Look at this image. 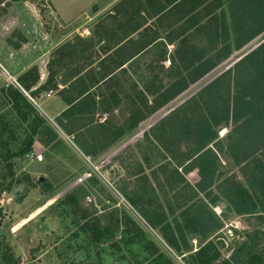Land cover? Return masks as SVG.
I'll return each mask as SVG.
<instances>
[{
    "label": "rangeland",
    "instance_id": "rangeland-1",
    "mask_svg": "<svg viewBox=\"0 0 264 264\" xmlns=\"http://www.w3.org/2000/svg\"><path fill=\"white\" fill-rule=\"evenodd\" d=\"M56 1L0 0V88L10 83L16 85L15 79L32 66L44 70L43 61L48 62L58 44L69 37L75 39L78 33L91 28L100 14L109 11L107 8L97 15L92 8H60L57 6L60 0ZM223 10L233 38L227 0H223ZM219 12L220 8L212 19H203L206 23L195 32H201L195 36L199 39L192 40L187 35L178 44L186 41L199 46L207 44L211 40L209 28L219 23L217 20L215 23L214 19ZM263 41L264 32L241 49L233 50L203 81L169 106L193 95ZM54 69L59 70L56 65ZM59 72H63L62 69ZM57 87L52 86L51 97L46 90L36 100L32 98V102L55 128L58 138L47 145L36 140L32 155L14 157L9 166L0 158V247L8 246V252L13 254L12 264H150L152 244H161L175 264H183L182 256V262L174 258L158 235L157 228L153 229L147 223L143 208L131 205L121 193L137 188L133 183L135 175L131 176V173L139 172L140 164L144 166L147 177L139 179L150 187L145 207L157 206L166 212L169 219L174 211L177 214L182 212L186 208L178 209L182 202L186 201L187 206L190 204L187 200L197 192L194 201L198 202L190 207L189 215L209 218L206 222L199 220L193 224L199 231L188 236L193 248L215 239L216 233L226 223L237 220L239 237L233 240V247L236 251L243 244L245 248L237 253L234 264H250L248 254H264V211L261 208L264 198L258 192L260 183L264 181V144L256 152L251 148L246 154L242 151L253 136L257 137V131L261 133L263 114L256 113L239 122L230 121L219 128L224 141L220 142L222 146L218 143L220 150L213 157L216 169L214 167V172L210 174L212 178H201L197 165L191 166L181 159L185 153L193 151L194 146L187 150L185 142L180 141L178 145H184L186 150L182 151L178 145L174 149L181 161L174 157L165 159L160 149L151 150L149 147L150 137L146 131L143 132L146 125L128 131L126 136L112 144L109 142L107 148L96 156L85 155L77 146L75 135L65 134L44 112L52 111L54 107L52 103L49 109L47 102L58 100ZM233 90L231 87L229 94L223 97L231 95ZM168 108L159 112L158 116L167 114L170 111ZM5 110L0 109L1 112ZM95 118L98 120L99 116ZM97 132L105 143L110 140L107 131L99 128ZM134 135L138 137H132ZM168 142L171 138L166 140ZM160 166H164L165 170ZM174 170L178 172L175 176L179 174L183 180H172ZM40 177L43 181L38 182ZM198 180L204 191L196 186ZM237 188L246 189L253 200L258 197L255 209L239 211ZM70 194H74L76 203L66 205L64 200ZM216 199L219 202L216 203ZM84 216L89 220L96 219L94 222L97 221L96 226L99 223L100 228L110 226L112 231L104 234L102 239H96L94 232L88 229L93 226L82 225ZM134 228L140 229V237H136ZM122 236L127 238L126 242ZM223 259L226 258L221 253L217 264Z\"/></svg>",
    "mask_w": 264,
    "mask_h": 264
},
{
    "label": "trees",
    "instance_id": "trees-1",
    "mask_svg": "<svg viewBox=\"0 0 264 264\" xmlns=\"http://www.w3.org/2000/svg\"><path fill=\"white\" fill-rule=\"evenodd\" d=\"M227 4L230 10L233 38H231L225 22L224 10L220 8L217 16L219 23L210 28L208 33L211 40H208L207 44L199 46L189 41L178 44L176 57L173 58V61L178 63L179 74L175 75L176 79L171 85L155 96L154 105L148 115L157 111L191 84L215 69L231 55L233 50L241 49L264 32V0H227ZM48 70L49 75L44 82L39 80L38 66L35 65L16 78V85L10 83L0 88V109L6 108L4 112L0 111V158L4 159L8 166L12 158L31 153L36 140L47 145L58 138L55 128L46 117L38 112L29 98L36 100L43 91H48L52 89V86H56L53 81L56 73L52 69L51 62H49ZM231 87L234 88L233 93L224 98L223 96L229 94ZM223 90L226 92L223 93ZM85 93L84 89H78L77 95L67 100V108L59 114L55 123L65 134L75 135L77 146L85 155L96 156L107 148L109 142L113 143L118 135L113 128L106 124H94L86 128L79 126L80 122L77 123L76 119H82L81 116L85 113L84 108H92L88 103L89 96H83ZM111 96L110 94L106 99L109 100ZM190 98L186 104L176 108L168 119L155 124V127L162 128L164 126L174 133L172 136L170 135L171 142L166 143L160 135L153 137L155 142L157 141L160 147L165 149V159L179 158L178 154H175L174 148L181 139L195 143L196 147L193 148V151L185 153L184 158L181 159L188 161L191 166L197 165L199 176L207 178L212 173V163H210L209 157L211 149L208 145L217 136L219 128L230 121L239 122L256 113L264 115V41ZM75 101L76 103H74ZM95 105L93 104L94 111ZM76 110L78 112L75 113ZM75 114L79 117L74 120L68 119V117H74ZM137 116V113H133L128 117V128L139 125L140 121L146 117L145 114ZM136 117L137 119L134 120ZM85 122L87 123V121ZM99 128H102L103 132L107 131L111 136L108 142L105 143L98 134ZM120 130L119 134L123 133V129ZM260 131L259 135L264 136V125ZM90 132L91 135H88ZM154 146L160 149L158 145L154 144ZM160 168L165 170L164 166H160ZM176 173H178L176 170L172 172L173 181L181 178V175L177 174L178 179L175 176ZM133 175H135L133 183L137 188L121 193L125 195L131 205L143 208L145 220L153 229L157 228L162 241L177 255L182 256L186 264H217L221 255L218 243L209 239L202 246L193 248L188 237L191 233H197L198 229L193 225L196 221L206 222L209 218L189 215L190 207L193 206V203L198 202H195L197 192H194L192 199L187 200L190 204L186 206V201L182 202V206L178 208L186 207H183L182 212L177 214L174 211L173 217L169 219L166 212L159 210L157 206L145 207L150 187L146 185L145 181L143 183L139 179L141 176L147 177L144 166L140 164L139 172L131 173V176ZM196 186L198 189L203 187L200 183H197ZM152 190L154 189L152 188ZM258 192L264 198V181L260 183ZM235 193L239 197V211L255 209L258 197H256V201L251 199L247 190L241 188L235 189ZM73 195L70 194L64 200L66 205L72 202L76 203ZM261 208L264 211V202H261ZM83 219L82 225L84 227L93 226L88 229L94 232V236L98 240L102 239L104 234L112 231L110 226L100 228L99 223L96 226L97 221L94 222L96 220L94 218L89 220L84 216ZM208 230L206 229V231ZM134 232L136 237L141 236L139 228H134ZM122 240L126 242L127 238L122 236ZM160 246L152 244V262L150 264H175L165 247L161 244ZM4 248L6 251H3ZM244 248L245 246L242 244L238 250H234L229 258L221 260L219 264H234L237 253ZM7 249V245L0 247V264L13 263V254L9 253ZM247 257L250 264H264V254L262 253H251Z\"/></svg>",
    "mask_w": 264,
    "mask_h": 264
},
{
    "label": "crops",
    "instance_id": "crops-1",
    "mask_svg": "<svg viewBox=\"0 0 264 264\" xmlns=\"http://www.w3.org/2000/svg\"><path fill=\"white\" fill-rule=\"evenodd\" d=\"M52 1L57 3L56 0ZM57 6L70 9L92 8L97 15L107 8L109 11L100 14L97 20H94L92 27L78 33L75 39L69 37L65 42L58 44L48 62L43 61L44 70L38 67L39 80L44 82L49 75L48 68L51 62L52 69L56 73L53 81L56 87L58 86V100L46 103L49 109L52 103L54 107L52 111L45 110V114L52 117L55 122L59 114L67 108V100L76 96L77 90L81 88L86 91L83 96H89L88 103L92 108L82 106L85 111L81 116L82 119H76L79 117L77 114L68 119H76L77 123L80 122L78 125L84 128L94 124L109 125L108 127L113 128L118 135L116 140L126 136L128 131L132 132L146 125L143 132L146 131L147 136L150 137L149 147L152 150L156 144L164 153L165 149L160 147L157 141L155 142L153 136L160 135L166 142L174 133L164 126L155 127V124L168 119L176 108L186 104L191 96L205 87L206 85L193 95L181 99L176 105L169 106L172 101L203 81L215 69L154 113L148 115V112L154 105L155 96L171 85L176 79L175 75L179 74L178 63L173 61L178 42L187 35L191 36L192 40L199 39L195 37L201 33L195 34L197 28L206 23L203 19L205 21L212 19L217 10L223 8V0H60ZM214 19L216 23L217 16ZM55 65L59 70L54 69ZM61 69L63 71L61 73L64 74L59 72ZM52 93L48 97H51ZM110 94L112 96L107 100L106 97ZM93 104L97 105L95 111ZM167 107L170 111L158 116V113ZM133 113H137V117L144 114L146 117L139 125L128 128V117ZM96 115L99 116L98 120L95 118ZM101 116H104L103 120ZM120 129H123L121 134H119ZM258 134L257 131V137H250V142L242 147L243 154H246L249 148L256 152L264 144V137ZM221 136L217 132V136L208 145L211 149L209 157L210 163L213 164H211L213 172L214 167L216 169V161L213 157L220 150L217 145H221L220 142L224 141ZM132 137L136 138L138 135ZM182 142H185L187 150L192 146L196 147L191 141L181 139ZM178 146L179 148L181 146V150H186L184 145ZM194 174L197 176L195 172ZM197 183H200V180ZM199 190L204 191L205 188ZM216 214L219 215L217 212Z\"/></svg>",
    "mask_w": 264,
    "mask_h": 264
},
{
    "label": "built area",
    "instance_id": "built-area-1",
    "mask_svg": "<svg viewBox=\"0 0 264 264\" xmlns=\"http://www.w3.org/2000/svg\"><path fill=\"white\" fill-rule=\"evenodd\" d=\"M51 92L52 91H49L47 95H50ZM30 99L31 101H34L31 97ZM30 155H32V152L27 154V156ZM39 159H41V156H39ZM239 227V222L237 220H232L230 223H226L224 227L216 233L215 239L212 238L216 243L219 244L223 258H229L232 254L234 250L233 240L236 236L239 237V234L237 233V230L240 229ZM166 248L171 251L173 257L175 256L174 258H178L180 260L181 257L177 255L169 246L166 245ZM182 263L186 264L185 262Z\"/></svg>",
    "mask_w": 264,
    "mask_h": 264
},
{
    "label": "water",
    "instance_id": "water-1",
    "mask_svg": "<svg viewBox=\"0 0 264 264\" xmlns=\"http://www.w3.org/2000/svg\"><path fill=\"white\" fill-rule=\"evenodd\" d=\"M40 181H43V177H40V178H39L38 182H40Z\"/></svg>",
    "mask_w": 264,
    "mask_h": 264
}]
</instances>
